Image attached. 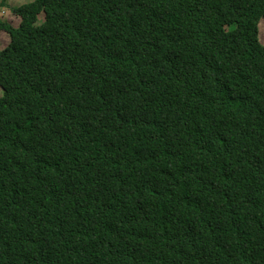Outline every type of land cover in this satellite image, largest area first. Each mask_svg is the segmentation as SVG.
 I'll use <instances>...</instances> for the list:
<instances>
[{
  "label": "trees",
  "instance_id": "16d2710c",
  "mask_svg": "<svg viewBox=\"0 0 264 264\" xmlns=\"http://www.w3.org/2000/svg\"><path fill=\"white\" fill-rule=\"evenodd\" d=\"M11 11L0 264H264V0Z\"/></svg>",
  "mask_w": 264,
  "mask_h": 264
},
{
  "label": "rangeland",
  "instance_id": "374dc122",
  "mask_svg": "<svg viewBox=\"0 0 264 264\" xmlns=\"http://www.w3.org/2000/svg\"><path fill=\"white\" fill-rule=\"evenodd\" d=\"M31 1L33 0H7V7H0V20L8 22L13 27H18L21 19L11 11V7L18 6ZM259 26H260V30H259L260 39L262 44H264L263 20H261ZM9 42H10L9 35L4 31H0V48L6 47L9 44ZM2 93H3L2 88L0 87V97H2Z\"/></svg>",
  "mask_w": 264,
  "mask_h": 264
}]
</instances>
